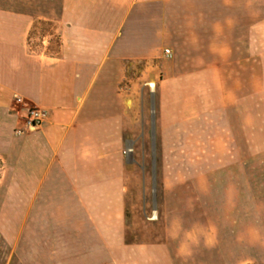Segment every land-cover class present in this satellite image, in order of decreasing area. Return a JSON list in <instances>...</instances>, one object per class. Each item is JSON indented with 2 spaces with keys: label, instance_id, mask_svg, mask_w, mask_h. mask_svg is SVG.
I'll use <instances>...</instances> for the list:
<instances>
[{
  "label": "crops",
  "instance_id": "0c3cea01",
  "mask_svg": "<svg viewBox=\"0 0 264 264\" xmlns=\"http://www.w3.org/2000/svg\"><path fill=\"white\" fill-rule=\"evenodd\" d=\"M251 1L59 0L18 5V13L0 8V159L1 169L11 170L0 233L25 264H177L171 244L188 230L179 205L204 201L214 186L207 177L229 169L195 160H202L203 140L212 154H229V74L247 73L246 60L264 58L257 27L229 34L233 12L249 17ZM160 44L170 55L159 67ZM155 68L164 77L157 121L164 237L127 243L136 92L153 96L151 82L137 81ZM129 72L142 76L127 82ZM209 89L218 97L199 93ZM31 107L45 113L43 123L16 135L19 114ZM191 108L198 109L188 115Z\"/></svg>",
  "mask_w": 264,
  "mask_h": 264
},
{
  "label": "rangeland",
  "instance_id": "374dc122",
  "mask_svg": "<svg viewBox=\"0 0 264 264\" xmlns=\"http://www.w3.org/2000/svg\"><path fill=\"white\" fill-rule=\"evenodd\" d=\"M51 2L58 3L59 0H0V8H14V12L18 13V5L31 8L38 4L48 7ZM233 14L235 27H229V34L245 36L247 27L255 26L258 28L256 34L264 35V0L251 1L247 18L236 16V12ZM157 18L160 19V12H155V19ZM260 46L264 47V44ZM52 48H56V43H52ZM165 50L169 49L160 44L156 50L160 58L154 60L155 65L159 63L160 67L161 60L169 58L166 57ZM245 62L247 73L229 74V154H212L213 150L209 151L208 144L203 140L202 160L197 155L195 158L203 163H227L229 169L212 172V176L207 177L213 179L214 186L211 195H208V190L203 192L201 198L204 201L179 205L180 209L185 207V212L180 213L186 218L185 227L193 230L199 243L186 241V236H183L181 241L189 243L192 251V255L188 257L177 255V247L181 242L172 243L171 252L177 264H264V58L251 57ZM140 69L138 64L132 70L137 72ZM231 69L236 70V65ZM141 76L129 72L127 82ZM163 78L159 69L155 68L145 75L144 80L137 81L138 86L145 81L151 82L153 96L150 98L146 89L136 92L139 99V137L134 141V150L128 148L131 151L127 153L134 164L133 188L127 202V243L156 244L161 243L164 237L157 122L160 110L158 100L162 93L159 86ZM140 92L145 105L140 103ZM166 93L170 97L172 92ZM199 93L217 98L220 91L212 92L209 89ZM197 109L191 108L188 115H193V111ZM207 109H211V106L203 107L201 111ZM18 119L14 133L24 125L22 114H19ZM221 149L222 147L218 150ZM2 166L0 159V206L11 175V170L1 169ZM171 206L174 209L178 204ZM209 240L211 243H208ZM17 252V246L9 245L0 233V264H25V256L21 259Z\"/></svg>",
  "mask_w": 264,
  "mask_h": 264
},
{
  "label": "built area",
  "instance_id": "2783aa9c",
  "mask_svg": "<svg viewBox=\"0 0 264 264\" xmlns=\"http://www.w3.org/2000/svg\"><path fill=\"white\" fill-rule=\"evenodd\" d=\"M165 54L170 55L169 50H165ZM24 118V127L16 130V135L23 134L26 130H33L38 128L45 119V113L38 108L31 107L29 108L23 116ZM131 150L128 149L129 153Z\"/></svg>",
  "mask_w": 264,
  "mask_h": 264
},
{
  "label": "clouds",
  "instance_id": "9594fccd",
  "mask_svg": "<svg viewBox=\"0 0 264 264\" xmlns=\"http://www.w3.org/2000/svg\"><path fill=\"white\" fill-rule=\"evenodd\" d=\"M210 228H211V226H210ZM185 236H186V241H191V243H193V244L199 243L198 238L193 235L192 229L186 230ZM171 238L175 240V239H178L179 237H178V234H175ZM208 243H211V241L209 240ZM177 255L182 256V257L191 256L192 251H191V247H190L189 243H187L185 241H181V243L177 247Z\"/></svg>",
  "mask_w": 264,
  "mask_h": 264
},
{
  "label": "bare ground",
  "instance_id": "6f19581e",
  "mask_svg": "<svg viewBox=\"0 0 264 264\" xmlns=\"http://www.w3.org/2000/svg\"><path fill=\"white\" fill-rule=\"evenodd\" d=\"M152 86V85H151Z\"/></svg>",
  "mask_w": 264,
  "mask_h": 264
}]
</instances>
